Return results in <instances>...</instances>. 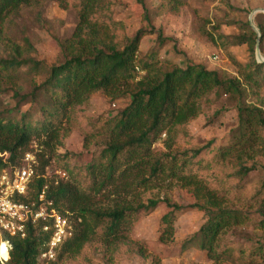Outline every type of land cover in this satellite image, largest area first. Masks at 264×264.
Returning a JSON list of instances; mask_svg holds the SVG:
<instances>
[{"label": "trees", "instance_id": "16d2710c", "mask_svg": "<svg viewBox=\"0 0 264 264\" xmlns=\"http://www.w3.org/2000/svg\"><path fill=\"white\" fill-rule=\"evenodd\" d=\"M42 1L0 0V48L4 51L0 55V98L11 94L13 102L3 108L0 101V172L15 167L32 141L54 149V145H64L72 129L88 139L101 140L100 152L92 153L89 162L74 165L63 157L72 179L69 183H48L45 170L52 157L43 158L37 169L31 195L36 197L45 189L62 214L80 221V230L58 251L57 262L67 255L78 256L95 238L112 249L123 242L142 215L166 206L159 222L160 241L166 246H178L180 254L204 252L214 263L264 264V165L256 161V147L264 146V61L256 59L257 35L249 21L238 25V35L225 36L216 28L213 34L203 32L230 58L237 79L191 62L179 68L160 59L166 44L160 38V46L140 62L142 39L156 34L147 0H137L142 5V27L133 37L125 23L115 18L113 0H55L77 15L78 24L69 38L57 39L59 57L48 65L30 56L35 50L27 38L21 46L8 36L19 12L38 8ZM254 22L263 43L264 14H258ZM240 47L249 50L245 62L231 52ZM136 68L144 75H137ZM97 94L113 102L123 99L126 105L112 117L93 119L86 110ZM227 94L251 97L257 106H239L238 124L228 145H198L190 123L212 98ZM162 135L166 151L154 155L152 147ZM255 173L260 179L252 182L250 176ZM172 184L192 192L195 202L183 207L168 197L143 199L132 193L141 187L144 194L162 192L163 186ZM105 188H112L118 196L121 190L129 191L134 197L130 201H119V197L108 209L90 208V193ZM183 212L202 213L204 222L195 234L178 242L174 224ZM239 229H247L250 236L242 242L225 240ZM1 239L11 248L7 264H39L49 235L37 228L30 229L23 240L7 235ZM112 250L106 264L142 255L135 248Z\"/></svg>", "mask_w": 264, "mask_h": 264}, {"label": "rangeland", "instance_id": "374dc122", "mask_svg": "<svg viewBox=\"0 0 264 264\" xmlns=\"http://www.w3.org/2000/svg\"><path fill=\"white\" fill-rule=\"evenodd\" d=\"M116 3L115 18L125 23L127 33L133 37L142 27V5L137 0H113ZM146 8L150 10L152 24L156 34L142 39L138 59L145 60V56L160 46L158 38L166 44L160 51V59L169 61L179 68H184L187 62L206 67L208 71L218 72L228 78H237L239 75L227 54L213 42L205 37L203 32L214 33L213 28L219 30L225 36L238 35V25L250 22L255 27L254 19L258 14H264V0H147ZM78 24L77 15L59 6L55 0H45L40 7H27L19 12L9 28L8 36L15 43L22 46V39L27 38L35 50L31 52L32 58H37L48 65L57 62L59 47L57 39L69 38ZM251 29L259 40V52L264 59V41L260 42L261 34ZM260 36V37H259ZM0 48V55L3 54ZM234 57L245 62L249 59L247 47L232 48ZM257 59V43H256ZM218 57L217 61L214 58ZM258 60V59H257ZM263 62V61H259ZM139 75H144L139 74ZM139 77V76H137ZM137 81V80H136ZM241 88H244L242 84ZM11 94L1 96V106L13 105ZM245 105H256V101L247 96L238 94L223 95L220 99L205 104L202 112L190 123V130L198 145L205 146L209 143L216 147L228 145L232 131L238 124V108ZM126 101H110L103 94L94 95L86 114L95 119L100 116L112 117L118 110L123 109ZM99 138L88 139L77 129H72L63 146H55L54 149L42 146L38 141H32L21 153L15 167H23L26 164V155L29 154L37 163V169L43 158L52 157L50 165L46 168V179L49 184L57 185L59 182L69 183L72 181L70 173L65 170L63 157H68L72 164L81 165L92 159V153L100 152L101 140ZM165 136L153 145L154 155L164 153L163 142ZM180 148H184L181 147ZM256 161L264 165V146L256 147ZM97 153V154H98ZM96 154V155H97ZM147 172L144 173L145 177ZM260 179V174L250 176V181ZM130 182H128L129 184ZM142 188V187H141ZM132 190L135 196L144 198L168 197L172 203L179 206H188L195 202V198L188 189L178 184L163 186L159 190L149 191L146 194L142 190ZM168 190V191H166ZM118 196L112 188H105L99 193H90V208L104 210L115 205L116 200L130 201L134 195L120 191ZM129 193V194H127ZM166 206H160L151 214L142 215L137 226L126 233L123 242L115 244L112 249H139L142 255L132 261L118 260L117 264H229L226 262L214 263L204 252L191 250L180 254L178 246H166L160 241L159 222L166 212ZM72 216V221L80 230V221ZM204 222L202 213L183 212L179 214L174 224V237L179 242L195 234ZM250 236L247 229H239L233 234L227 235L226 239H235L242 242ZM112 249L106 247L100 240L94 239L87 243L84 251L78 256L67 255L61 261H41L39 264H106ZM0 264H7L2 263Z\"/></svg>", "mask_w": 264, "mask_h": 264}, {"label": "built area", "instance_id": "2783aa9c", "mask_svg": "<svg viewBox=\"0 0 264 264\" xmlns=\"http://www.w3.org/2000/svg\"><path fill=\"white\" fill-rule=\"evenodd\" d=\"M217 60L215 57L214 61ZM136 73L142 74L139 68H136ZM25 160L23 167L0 172V237L7 235L23 240L28 237L30 229L39 228L49 235L41 258L55 261L64 243L75 236L76 225L71 214H62L54 201L47 198L45 189L36 197L31 195V186L38 178L37 163L29 154ZM0 244L8 246L10 257L9 243L1 239ZM9 259L0 261L8 263Z\"/></svg>", "mask_w": 264, "mask_h": 264}, {"label": "clouds", "instance_id": "9594fccd", "mask_svg": "<svg viewBox=\"0 0 264 264\" xmlns=\"http://www.w3.org/2000/svg\"><path fill=\"white\" fill-rule=\"evenodd\" d=\"M9 258L8 246L5 244H0V259L7 261Z\"/></svg>", "mask_w": 264, "mask_h": 264}, {"label": "water", "instance_id": "95a60500", "mask_svg": "<svg viewBox=\"0 0 264 264\" xmlns=\"http://www.w3.org/2000/svg\"><path fill=\"white\" fill-rule=\"evenodd\" d=\"M250 22H251L250 24H251L252 28L254 29V31L258 33V30L252 24V17L250 19ZM257 59H258V61H264V59L261 58V55H260V52H259V40L257 41Z\"/></svg>", "mask_w": 264, "mask_h": 264}]
</instances>
